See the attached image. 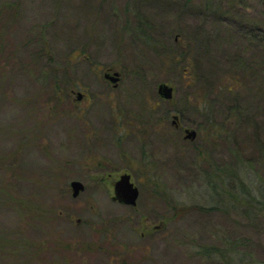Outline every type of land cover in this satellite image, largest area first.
<instances>
[{
	"label": "rangeland",
	"instance_id": "rangeland-1",
	"mask_svg": "<svg viewBox=\"0 0 264 264\" xmlns=\"http://www.w3.org/2000/svg\"><path fill=\"white\" fill-rule=\"evenodd\" d=\"M184 2L0 0V264H264V207L239 189L264 203V67L238 68L262 58L264 0ZM122 171L135 205L111 198Z\"/></svg>",
	"mask_w": 264,
	"mask_h": 264
},
{
	"label": "trees",
	"instance_id": "trees-1",
	"mask_svg": "<svg viewBox=\"0 0 264 264\" xmlns=\"http://www.w3.org/2000/svg\"><path fill=\"white\" fill-rule=\"evenodd\" d=\"M227 1V0H226ZM187 2H188V0H185V2H184V5H186L187 4ZM230 2H231V0H230ZM206 5H209V3L208 4H206ZM230 6V4L229 3H227L226 4V9H224V10H221L222 12H223V14H228L229 12V7ZM220 7V6H219ZM218 7V9H220ZM264 30L261 32V35H259V48L262 50V58H261V60L260 61H246L244 58H241V57H238V63H239V67L238 68H243L244 70H247V71H249L250 70V73L252 74L253 72H255V68H262V67H264ZM187 46V45H186ZM188 47V46H187ZM181 53H182V56H184V58H185V55H184V51H183V49H182V51H181ZM175 59H177V57H173V63H175V62H177V61H175ZM178 60V59H177ZM196 64V63H195ZM195 64L194 63H190L189 64V67H190V69H191V73H192V76H193V79H195V77H197L198 75H197V72L195 71L196 69V67H195ZM255 76V75H254ZM204 78V87H206L208 90H211L212 92H216V94L217 95H219V93L222 91V90H226V91H237V90H239L240 89V86H241V88H243V86H245L246 85V83H244V82H241V84L239 85V83H240V80L236 77L235 78V80L233 81V83L234 84H230V83H227V84H225L224 86H225V88H223L222 87V85H218L217 84V87H218V89L217 90H215V89H213V87H214V82L212 83V81H210V80H208V78L206 77V76H203ZM263 80V79H262ZM261 80V83L263 84V81ZM222 81V80H221ZM213 90H215V91H213ZM196 92H198V90L196 89V91H195V93L194 94H196ZM208 95V93L207 92H204V95L202 96V100L199 102V104L203 107L204 106V110L206 111V107H210L211 105H212V103H213V101H214V99H213V97H209V96H207ZM197 96L198 97H196V98H198L199 99V92L197 93ZM235 100H236V98H235ZM237 101V100H236ZM195 106L196 107H198V103L197 102H195ZM241 104L239 103V102H233L232 104H230V106H229V109H231V110H234V111H236L237 113H239V112H241ZM206 113V112H205ZM204 115H206V119L207 120H209L210 119V114L209 113H206V114H204ZM257 139H259V136H258V134H257ZM257 139H256V141H257ZM258 143H259V145L261 146V148H260V151H261V157H264V142H262L261 141V139H259V141H257ZM238 155H237V159H238ZM237 164V163H236ZM230 169V170H229ZM228 170L230 171V173H227L228 175H230V176H233V177H236L237 179H239V176H238V174H236V173H233V170H234V168L233 167H229L228 168ZM239 189L240 190H242L241 192H242V194H244V197L243 198H245L244 200H243V202H245V204H248V205H250L251 206V204L253 203V202H258L259 204H261L260 206H259V208H262V207H264V203H263V201H259L252 193H251V189H250V187H248V184L247 185H245L243 182H240V186H239ZM247 194V195H246ZM245 195H246V197H245ZM249 195L251 196V198L249 197ZM235 197L237 198V199H240L241 197H239L238 195H236L235 194ZM249 199H251L252 200V203H251V201H249ZM258 206V205H257ZM173 208L175 209V210H178V211H180V212H183V211H187V210H190V209H205L202 205H199V204H190V205H183V206H178L177 204H173ZM263 209V208H262ZM254 211H255V209H254ZM150 229H151V227H149ZM152 228H154V225H152ZM219 251V247H216V246H213V248L211 249V253H212V251ZM205 252H207V250H205ZM208 253V252H207ZM210 254V253H209Z\"/></svg>",
	"mask_w": 264,
	"mask_h": 264
},
{
	"label": "water",
	"instance_id": "water-1",
	"mask_svg": "<svg viewBox=\"0 0 264 264\" xmlns=\"http://www.w3.org/2000/svg\"><path fill=\"white\" fill-rule=\"evenodd\" d=\"M104 77L110 80L113 85L117 84L120 78L118 71H105ZM157 92L164 98H171L173 95V87L166 82H159L157 85ZM81 93H78L80 97ZM185 137L193 138L195 136V129L185 128ZM72 196H76L85 187L84 183L79 179H71L69 182ZM112 199L119 202L135 205L138 197V187L131 180L130 173L123 172L113 183ZM163 221L155 224V227L159 228L163 225Z\"/></svg>",
	"mask_w": 264,
	"mask_h": 264
},
{
	"label": "flooded vegetation",
	"instance_id": "flooded-vegetation-1",
	"mask_svg": "<svg viewBox=\"0 0 264 264\" xmlns=\"http://www.w3.org/2000/svg\"><path fill=\"white\" fill-rule=\"evenodd\" d=\"M118 82V81H117ZM158 85V84H157ZM159 94V93H158ZM161 96V95H160ZM162 97V96H161ZM164 98V97H163ZM169 99H171V98H169ZM172 123H173V125L174 126H176V127H178L179 126V120H178V116L176 115V114H173L172 115ZM187 126H184L182 129L184 130V132H186L185 131V128H186ZM195 135H197V132H196V130H195ZM192 138V137H191ZM194 138V137H193ZM123 172H128V171H122V172H120L118 175H117V177L116 178H114L112 181H111V185H112V187H113V183H114V181L123 173ZM128 173H130V172H128ZM130 176H131V173H130ZM131 178H132V176H131ZM132 180V179H131ZM133 181V180H132ZM134 182V181H133ZM134 184H135V182H134ZM136 185V184H135ZM137 186V185H136ZM138 187V186H137ZM138 195H139V188H138ZM112 196V195H111ZM112 198V197H111ZM119 202V201H118ZM120 203H122V202H120ZM125 204V203H124ZM130 205V204H129Z\"/></svg>",
	"mask_w": 264,
	"mask_h": 264
}]
</instances>
